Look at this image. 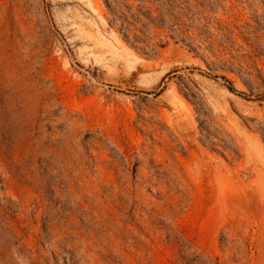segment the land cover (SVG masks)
I'll list each match as a JSON object with an SVG mask.
<instances>
[{
    "label": "rangeland",
    "instance_id": "374dc122",
    "mask_svg": "<svg viewBox=\"0 0 264 264\" xmlns=\"http://www.w3.org/2000/svg\"><path fill=\"white\" fill-rule=\"evenodd\" d=\"M0 264H264V0H0Z\"/></svg>",
    "mask_w": 264,
    "mask_h": 264
}]
</instances>
